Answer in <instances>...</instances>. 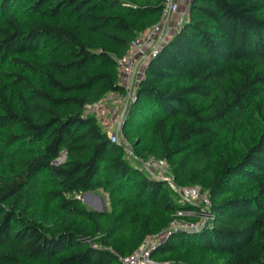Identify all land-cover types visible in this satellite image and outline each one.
I'll return each mask as SVG.
<instances>
[{"label":"trees","instance_id":"1","mask_svg":"<svg viewBox=\"0 0 264 264\" xmlns=\"http://www.w3.org/2000/svg\"><path fill=\"white\" fill-rule=\"evenodd\" d=\"M164 1L0 0V264H122L183 207L87 112L124 90L119 58ZM137 91L133 152L166 158L178 186L212 199L210 220L174 230L153 257L264 264V0H191ZM86 191L109 205L89 207Z\"/></svg>","mask_w":264,"mask_h":264},{"label":"built area","instance_id":"2","mask_svg":"<svg viewBox=\"0 0 264 264\" xmlns=\"http://www.w3.org/2000/svg\"><path fill=\"white\" fill-rule=\"evenodd\" d=\"M190 1L185 0V3L182 0L164 1L161 21L148 30L140 31L127 52L119 58L120 81L124 90H113L101 100L88 106L87 112L97 117L100 125L108 133L112 141L120 142L128 148L129 141L121 126L125 122L130 106L138 97V85L145 72L139 70V63L142 60L148 61L149 58L158 52L162 42L173 31L181 28V25L189 17ZM174 15H178L177 22L169 24L171 17ZM127 156L139 168L156 173L162 178L169 180L172 187L180 192V202L183 207L178 208L176 216L170 225L163 231L149 233L139 247L128 255L121 256L122 264H163L165 262L158 261L153 257V250L163 243L176 229L195 230L201 228L212 218V199L209 191L203 189L200 184L178 186L174 182V176L169 169L170 164L166 158H157L153 154L146 158L139 157L133 154L130 149ZM65 158L66 153L63 152L58 160ZM154 169H160L159 173L153 171ZM188 204H193L197 207H187ZM187 215L195 216L196 219H189L185 217Z\"/></svg>","mask_w":264,"mask_h":264},{"label":"rangeland","instance_id":"3","mask_svg":"<svg viewBox=\"0 0 264 264\" xmlns=\"http://www.w3.org/2000/svg\"><path fill=\"white\" fill-rule=\"evenodd\" d=\"M143 66V65H142ZM139 70L141 71L142 70V67H139ZM121 128L123 129V132H124V122H123V124H122V126H121ZM223 139V142L226 144V145H229L230 143H229V141L227 140V139H225V138H222ZM128 141H129V144H128V148L131 150V151H133V147H132V142L130 141V139H128ZM133 154H135L134 152H133ZM136 155V154H135ZM170 169V168H169ZM159 170L160 169H154L153 171H156V172H158L159 173ZM163 172V171H162ZM168 174V173H167ZM97 192H95V194H93V193H91L89 196H88V199H89V201L88 202H86L87 204H88V206L89 207H93V208H99L98 206H100V207H103V206H105V208L109 205L108 203V200H107V196L104 194V193H102V195L100 196L98 193H100V192H98L97 194H96ZM82 196L83 195V193H80L78 196ZM167 263H170V264H174V263H172V262H167Z\"/></svg>","mask_w":264,"mask_h":264},{"label":"crops","instance_id":"4","mask_svg":"<svg viewBox=\"0 0 264 264\" xmlns=\"http://www.w3.org/2000/svg\"><path fill=\"white\" fill-rule=\"evenodd\" d=\"M182 2L183 3H185V0H182ZM177 20H178V15H174V16H172L171 17V20H170V22H169V24H174V23H176L177 22ZM143 65V66H142ZM145 66H146V62H145V60H142V61H140V63H139V67H142V70L143 71H145ZM95 192H100V191H92V193L93 194H95ZM96 193V194H97ZM100 196L102 195V193L100 192V193H98ZM103 196V195H102Z\"/></svg>","mask_w":264,"mask_h":264},{"label":"water","instance_id":"5","mask_svg":"<svg viewBox=\"0 0 264 264\" xmlns=\"http://www.w3.org/2000/svg\"><path fill=\"white\" fill-rule=\"evenodd\" d=\"M131 152L133 153V151H131ZM91 193H92V191H86V192L83 193L82 196H79V197L82 198L84 201L88 202L89 201L88 196ZM98 207L99 208H97V209H99V210H104L105 209V206H103V207L98 206ZM163 264H170V263H163Z\"/></svg>","mask_w":264,"mask_h":264}]
</instances>
